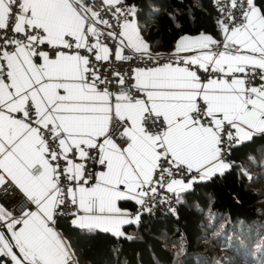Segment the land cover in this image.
<instances>
[{
    "label": "snow or ice",
    "instance_id": "6c2138e0",
    "mask_svg": "<svg viewBox=\"0 0 264 264\" xmlns=\"http://www.w3.org/2000/svg\"><path fill=\"white\" fill-rule=\"evenodd\" d=\"M105 3L115 8L117 19L125 16L119 34L121 48L154 59L137 23L128 19L135 15L134 6L122 10L116 5L123 0ZM230 6L239 7L241 15L236 23L237 18L227 13L231 28L223 19L217 21L222 48L203 33L184 36L175 53H196L177 56L184 67L169 62L135 70L136 87L143 89L151 111L162 118L157 130L150 133L140 124L145 99L133 100L123 89L119 95L107 87L98 89L97 83L104 81L90 71L88 57L79 54L81 49L89 53L99 49L95 59H109V49L100 45L101 33L96 27L97 23L107 25V21L98 12L84 0H0V29L8 27V17H15L14 32L23 35V39L12 38L0 46V186L7 177L26 195L21 206L35 207L15 217L0 205V222H5L14 242L0 231V253L10 256L14 264H69V246L54 221L66 201L75 207L69 213L75 217L73 226L123 235L121 227L133 220L117 202L132 200L143 206L149 195L145 186H151L155 195L157 189L152 185L157 169L161 171L156 184L163 186L165 177L173 176L172 167H163L162 159L174 165L177 173L196 172L204 180L231 167L222 159L225 134L229 143L235 139L237 144L264 134V83L252 86L249 79L259 69V80L264 82V12L255 0H239V5L231 0ZM89 34L97 38L95 46L88 43ZM8 44L14 46L12 51L7 50ZM41 45H51L57 55L50 58L47 51H37ZM211 45H217L215 51L210 50ZM41 58L43 63L35 62ZM115 59L130 57L117 51ZM187 65L203 68L206 74L212 66L213 72L223 73L225 78H209L202 84L197 72ZM119 83H124L123 77ZM29 100L34 108L27 106ZM176 117L181 118L179 123L173 122ZM126 124V146L119 147L109 138V128ZM45 130L58 140L62 151L50 149L42 135ZM73 147L82 159L88 157L85 148L95 150L94 159L104 170L85 177V166L68 160ZM58 155L67 161L66 168L57 163ZM62 174L75 188L66 191L61 187ZM242 174L253 179L246 171ZM196 180L172 178L166 187L179 200L180 192L190 190ZM13 247L19 248L22 259L13 253Z\"/></svg>",
    "mask_w": 264,
    "mask_h": 264
},
{
    "label": "trees",
    "instance_id": "16d2710c",
    "mask_svg": "<svg viewBox=\"0 0 264 264\" xmlns=\"http://www.w3.org/2000/svg\"><path fill=\"white\" fill-rule=\"evenodd\" d=\"M124 1L153 52L171 53L185 34L222 37L215 0ZM255 4L264 12V0ZM228 162L223 174L180 192L175 213L142 214L123 235L81 230L66 215L57 227L78 264H264V134L234 145Z\"/></svg>",
    "mask_w": 264,
    "mask_h": 264
},
{
    "label": "built area",
    "instance_id": "2783aa9c",
    "mask_svg": "<svg viewBox=\"0 0 264 264\" xmlns=\"http://www.w3.org/2000/svg\"><path fill=\"white\" fill-rule=\"evenodd\" d=\"M22 2V0H21ZM216 6L219 11L220 20H224L225 23L228 24L229 28L233 26V23L229 22L227 18V13L231 12L237 19L236 23L239 22V17L241 15V9L239 7L232 9L231 8V0H215ZM84 4L92 9V11H96L100 14V18L102 20L107 21V25H104L102 23H97L96 27L100 31L101 35L99 36V42L103 45H105L109 49V59L108 60H96L95 56L98 55V52L95 51L93 53L87 52L86 48L81 49L80 53L81 55L87 56L89 59V69L90 71L94 72L97 77H99L100 80H103L104 83H97V88L100 90H103L105 87H107V90L110 93H114L115 95L120 94V90L123 89V91L130 95L133 100L135 99H145L146 100V94L141 88L136 87V79H135V70L140 69H147L150 67H156V66H162L165 63H173V66H181L184 67L185 65L182 62H179L177 59V56H182L178 54L173 53H157L153 52L150 49H148V52L152 55L154 59H147V57H141V54L135 53L134 50L128 48V47H122L120 46V33L122 32V23L124 21L125 16L120 15L119 19L116 18V16L113 15V12L115 10L114 7H111L105 3V0H84ZM237 4L239 5V0H237ZM124 0L123 3L120 5H116V7H120L122 10L129 7ZM244 7L246 8L247 5L245 4ZM132 16H128V19H130ZM14 23H15V17H8L7 18V24L8 27L5 29H0V46H3L6 40H10L12 38L15 39H23L22 34H18L14 32ZM112 32L115 35L109 36L108 33ZM97 39L96 37H91L90 34L88 35V43L92 44L93 41ZM222 48L223 41L219 42ZM13 45L8 44L7 50L12 51ZM217 48V46H216ZM52 46H44L41 45L37 51H47L50 58H54L57 53L56 51L51 50ZM64 51H68L66 49H62ZM117 51H121L122 55L130 57V59L126 60H116L115 59V53ZM71 54V53H69ZM159 54V58L156 59L157 55ZM189 67V70L196 71L201 80L207 81L209 78L214 79H221L225 78L223 73H215L212 71V66H209V72L206 74L205 70L203 68H199L196 65H187ZM259 69L256 70V75L254 77H249V79H252V86L256 83H259ZM237 76L243 78V74H237ZM121 77H123L124 83L121 85L119 83ZM110 82V83H109ZM199 104V100H198ZM27 106L34 108V102L29 100L27 102ZM19 118V116H18ZM193 118L196 119L197 117L195 114H193ZM162 118L156 117V114L151 111V106H147L146 112L143 114L142 118V125L143 127L151 132L156 131V126L160 122ZM180 117H176L174 119V123L180 122ZM205 121H201V123H204ZM115 123V122H113ZM127 127V124L124 126V128H118L114 129L111 126V137L114 139L116 144L119 147L126 146L127 137L124 135L125 128ZM227 125H225V128L227 130ZM234 132V130H232ZM43 138L49 143L50 149H55L58 153L62 151L58 147V140H53L50 136V134L45 130L43 133ZM223 142H222V159L224 161H228L229 154L231 152V149L234 145L237 144V141L233 139L230 143L227 141L226 134L223 136ZM83 147V146H82ZM85 150L88 152V157L86 158H80L78 154V150L73 147V150L67 154V156L73 160L79 161L81 164H83L85 177H87L90 173H98L99 171L104 170V168L94 159V157L97 155L95 150L87 149ZM57 163L61 165V167H67V161L63 159L62 156L58 155ZM161 164L163 167H172L173 169V176L165 177L164 185L161 186L160 184H156L155 181L159 178V172L161 169H157V172L154 174L153 177V185L155 186L157 191L155 195L151 194V186H145V191L149 192V195L146 196L145 203L143 206L137 205L133 211L131 212V217H135L138 213L141 216L142 214H152L155 215L159 212V210H162L166 213H175L177 210V204L178 199L175 193L168 191L166 184L170 181V179H183V180H191L192 177H197L196 181H200L198 178V173L192 172L190 174H186L185 171L176 172L174 165H169L166 161L162 159ZM66 174L61 175V187H64L67 191L68 187L75 188L74 182H66L65 181ZM6 182L3 184V186H0V204L9 212L12 213L13 216L19 217L23 214L24 211L30 210L33 205L27 204V207H22L21 205L25 203L26 197L23 195L21 190L18 188V186L14 185L13 182L10 181V179L6 178ZM92 181H89V184H91ZM59 212L58 216H70L69 213H72L75 211V207L72 206L70 203L66 201V206L61 205L60 208L57 210ZM56 216V218L58 217ZM5 227L4 224H0V231H4ZM0 262L2 264H14V262L11 260V257L8 256L6 253H0Z\"/></svg>",
    "mask_w": 264,
    "mask_h": 264
},
{
    "label": "crops",
    "instance_id": "0c3cea01",
    "mask_svg": "<svg viewBox=\"0 0 264 264\" xmlns=\"http://www.w3.org/2000/svg\"><path fill=\"white\" fill-rule=\"evenodd\" d=\"M255 5H256V4H255ZM256 7L259 8V9L261 10V8H260L259 6L256 5ZM261 11H262V10H261ZM129 20H134V21L137 23L136 18H135V15L132 16ZM200 34H202V33H199V34H185V35L180 36V37L177 39V41H176V43H175V45H174V47H173L171 53L176 54V53H175L176 45H177V43L180 41L181 37H184V36H188V37H197V36H199ZM203 34L213 37V39L216 40V41H218V42L223 41V35H222V37H221L220 39H217L216 37L212 36L211 34H207V33H203ZM140 36L142 37L141 34H140ZM142 39H143V41L148 45V43L146 42V40H145L143 37H142ZM96 43H97V39H95V40L93 41L92 45L95 46ZM99 43H100V42H99ZM100 45H101L102 47H106L105 45H103V44H101V43H100ZM216 46H217V45H211V46H210V50L215 51V50H216ZM148 49H150L149 45H148ZM96 51L98 52V54H100L99 49H97ZM157 53H162V52H157ZM194 54H196V53H195V52H189V53H179L178 55H182V56H184V55H194ZM35 62H36V63H43V60H42V58H41V59L36 60ZM197 75L199 76L198 73H197ZM199 77H200V76H199ZM200 81H201L202 84H203V83H207V81H203V80H201V78H200ZM261 83H264V82L260 81L259 83H256V84H254L253 86H259ZM60 94H61V95L64 94L63 90H61ZM145 94H146V93H145ZM145 101H146V110H147V106L150 105V103H148L147 100H145ZM115 102H116V101H115V99L113 98V99H112V103H113V105L115 104ZM145 112H146V111H145ZM145 112H144V113H145ZM144 113H143V114H144ZM143 114H142V117H141V120H140V124H141L142 127H143V125H142ZM219 115H220V114H218V116H219ZM127 127H128V125H127ZM109 138H111V139L113 140V142L116 143V142L114 141V139L111 137V126H110V128H109ZM101 140H102V138H101ZM98 142H100V141H98ZM117 146H118V145H117ZM68 160H71L73 163L81 164L79 161H77V160H73V159H71V158H69V157H68ZM225 162H226V163H229L228 161H225ZM229 164H230V163H229ZM225 171H226V170H225ZM225 171H224V172H225ZM217 174H220V173H217ZM217 174H214V175H217ZM214 175H212L211 177H213ZM211 177H210V178H211ZM6 178H7V177H5V179H6ZM207 179H209V178H206V179H204V180H207ZM184 181H185V182H188L189 180H184ZM193 184H194V183H193ZM192 186H193V185H192ZM21 192H22V190H21ZM22 193H23V192H22ZM23 195L26 197V195H25L24 193H23ZM0 205H1V204H0ZM137 205H138V204H137L135 201H132V200H120V201L117 202V206H118L122 211H125V212L129 213V219H132V220H133L132 223L125 224V225H123V226L121 227V232H122L123 234L125 233V229H126V227H127L128 225L133 224V223H138V222L135 221V217H136V216H135V217H131V212L133 211V209H134ZM5 210H6V209H5ZM33 210H35L34 205H33V207H32L30 210H28V211H33ZM6 211H7V210H6ZM74 218H75V217H72V219H74ZM139 218H140V216H139ZM54 221H55V227H56V230H57L59 233L62 234V238L67 242V244H68V246H69V250H70V254H71V255H70L69 264H78L77 259H76V256H75V253H74V251H73V248H72V246H71L69 240L67 239V237H65V236L63 235V233H62V232L59 230V228L57 227V224H56V216H54ZM4 223H5V222H0V224H4ZM101 231H103V230H101ZM110 233H112V232H110ZM4 234H5V236L8 238V240L14 244V242H13L12 239H11V233L7 231L6 227H5V230H4ZM112 234H113V233H112ZM114 235H115V234H114ZM12 251H13V253L17 256V258L22 259V255H23V254L20 252L19 248H17V247H13Z\"/></svg>",
    "mask_w": 264,
    "mask_h": 264
},
{
    "label": "water",
    "instance_id": "95a60500",
    "mask_svg": "<svg viewBox=\"0 0 264 264\" xmlns=\"http://www.w3.org/2000/svg\"><path fill=\"white\" fill-rule=\"evenodd\" d=\"M149 216H150V218H154V215H152V214H150Z\"/></svg>",
    "mask_w": 264,
    "mask_h": 264
}]
</instances>
